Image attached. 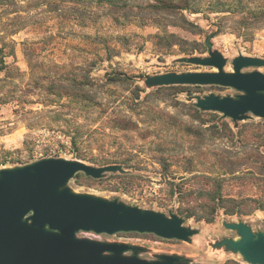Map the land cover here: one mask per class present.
<instances>
[{
	"label": "rangeland",
	"instance_id": "1",
	"mask_svg": "<svg viewBox=\"0 0 264 264\" xmlns=\"http://www.w3.org/2000/svg\"><path fill=\"white\" fill-rule=\"evenodd\" d=\"M17 1L13 9L20 15L17 24H8L15 13L7 17L0 12V37L12 43L15 51L14 59L7 58L12 76L0 73V98L11 100L0 104V161L7 160L0 167L48 156L85 161L127 159L132 166L124 167L126 173L108 172L93 178L79 172L68 185L76 192L165 213L188 210L191 216H180L198 232L190 241L134 231L78 235L144 246L148 250L139 256L145 258L174 253L196 264H249L237 252L213 247V242L237 237L222 225L223 220L242 221L254 231H264V209L248 201L240 205L241 217L225 214L204 191L211 190L218 179L225 197L262 193L264 185L250 177L258 171V155H264V118H249L233 127L230 118L196 110L194 101L186 100L190 95L208 93L236 96L239 92L230 87L147 88L144 79L165 72L215 70L174 61L186 55L182 53L186 49L197 48L193 55L217 49L227 58L224 70H231V59L238 54L264 58V22L236 27V21L256 10L260 0H193V9L182 11L157 9L161 7L158 0H114L117 7L97 0H56L55 7L51 0ZM11 31L14 33L8 35ZM249 34L251 38L246 37ZM105 46L114 51L108 54ZM28 47L32 67L24 55ZM252 70L264 73V66L242 69ZM86 74L94 81L89 87L98 105L42 103L46 97L55 99L54 93L70 78L81 81ZM109 76L115 77L107 80ZM50 85L52 94L47 90ZM17 96L27 103L17 107ZM123 121L126 123L120 125ZM67 131L77 134L75 145L64 135ZM223 161L234 162L236 171L226 173ZM211 216V221H205Z\"/></svg>",
	"mask_w": 264,
	"mask_h": 264
},
{
	"label": "water",
	"instance_id": "2",
	"mask_svg": "<svg viewBox=\"0 0 264 264\" xmlns=\"http://www.w3.org/2000/svg\"><path fill=\"white\" fill-rule=\"evenodd\" d=\"M174 61L214 68L212 71L165 72L147 76V88L169 85H219L238 91L236 96L190 95L203 111L221 113L233 121L264 118V73L242 71L264 66V58L242 55L231 59L217 49L207 55H184ZM79 172L100 178L108 172L126 173L119 163L93 165L79 158L48 156L0 167V264H196L174 253L140 257L148 249L122 241H106L78 235L134 231L161 238L190 241L198 232L184 224L176 212L130 205L118 199L76 192L69 181ZM237 233L213 242V247L237 252L249 264H264V231H254L242 221H222ZM130 251V254L126 252Z\"/></svg>",
	"mask_w": 264,
	"mask_h": 264
},
{
	"label": "trees",
	"instance_id": "3",
	"mask_svg": "<svg viewBox=\"0 0 264 264\" xmlns=\"http://www.w3.org/2000/svg\"><path fill=\"white\" fill-rule=\"evenodd\" d=\"M56 0H51V3L54 7L57 6L55 3ZM60 2H79L80 0H57ZM99 3H108V4H112L113 7H117L115 4L114 6V0H97ZM159 3H161V7L157 8V9H166L169 10L172 7L173 8H177V10L182 11V10H191L193 9V0H176V1H171L168 4L165 3V0H158ZM18 1L17 0H0V12L4 11V13H7L8 16L10 17L9 14L10 13H15L16 10H13L16 5H17ZM111 5V6H112ZM148 7H154L153 5H148ZM10 10H12L10 12ZM219 11V10H217ZM20 19V15L19 14H14L13 16H11L10 20L12 21V23H8V24H17L19 22ZM10 21V22H11ZM258 21H263L264 22V0H260V4L259 6L256 8V10H253L251 12H249L248 14H245V16L241 17L240 19H238L236 21L237 23V28H243V27H248L251 23L253 22H258ZM7 24V23H6ZM7 24V25H8ZM219 26H216V29ZM216 32L218 30H215ZM12 33H14V31L11 32H7V34L11 35ZM247 38H251L252 34H249V36H246ZM205 45L207 48H209V46L211 45V42L209 40V37L206 38V42ZM105 49L107 51V53L109 54V52L114 51L113 48H111L110 46H105ZM195 51H198L197 48H192V49H186L183 50L182 53L186 54V55H190L193 54ZM200 52V51H199ZM24 55L26 56V58L28 59L29 65L30 67H32L31 64V53H30V48L28 47L27 49L24 50ZM11 57V58H15V51H14V45L10 42H7L6 39L4 37H0V73H5V75L7 77H11L12 76V66H10L9 62H7V58ZM109 57V56H107ZM14 69V68H13ZM115 77V76H113ZM112 76H109V78L107 80H113ZM120 76H118L119 78ZM3 81V78L0 77V83ZM94 83V81H92V78L90 77V75L86 74L84 76V79H82L81 81L79 80H74V78H70V80L68 82H66L63 85L59 86L58 93H54L51 92L53 91L51 88L53 85H50V88H47V90L49 92L56 94L57 96L55 97V99H51V98H44V102L45 105H53V104H58L61 102H66L68 104H72V103H78L79 105H83V107H93L99 104V102L96 99V96L94 94V92L92 91V89L89 87V85ZM162 87V86H160ZM49 99V100H48ZM11 100H8L7 98H0V104H5V103H10ZM14 101L16 103V106L18 107L19 104L21 102H26L27 100H22L20 97H16L14 98ZM43 101V100H42ZM22 105V104H21ZM20 107V106H19ZM22 107H24L22 105ZM21 112H25L24 109H20ZM196 110H200L199 108ZM203 111V110H202ZM70 120V119H69ZM64 121H68L67 119ZM124 123H126V121H123L120 123V125H123ZM27 128H32V125L30 122H28L26 124ZM123 127V126H121ZM230 130V129H229ZM64 135L69 136L71 138V143L72 145L76 144V138H77V134H75V132H71V131H67V132H63ZM25 142V141H24ZM258 157L260 158L259 163L257 165V169L258 171L255 172V175H252L250 177V179H252V181H258L261 182L264 185V155L259 154ZM182 158L186 159L187 162L191 161V157L182 155ZM88 162L93 163V164H98V165H104V164H109V163H119L122 164L123 167H131L132 165H130V163L127 161V159H117V158H111V159H99V160H90V159H86ZM7 160L2 159V161H0V165L1 164H5ZM223 165L225 166L224 171L226 173H233L235 172V163L231 162V161H223ZM248 171V170H246ZM206 178V177H205ZM208 179V178H207ZM202 192V190H201ZM204 194L206 196H208V200L212 203L215 204V207L217 208H223L224 213L225 214H236L239 217H241V215L244 213L240 208V205H243L244 203L250 201V202H254L256 203L257 207L259 209H264V186L262 187V193L259 196H253V197H248V196H235V195H228L227 197H225L222 194V184H221V180H215L214 181V186L211 190H206L204 191ZM227 203H232L234 205L229 206ZM239 206V207H238ZM181 213H185L187 217L191 216L192 214L188 213V210H180V212H178L177 214L181 215ZM210 215H212V212H209ZM212 216L211 217H206L204 218L205 221L209 222L212 220Z\"/></svg>",
	"mask_w": 264,
	"mask_h": 264
}]
</instances>
